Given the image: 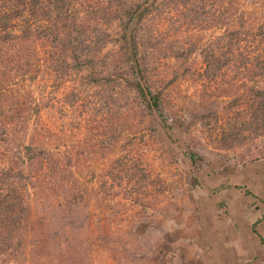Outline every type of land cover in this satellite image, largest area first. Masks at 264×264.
I'll return each mask as SVG.
<instances>
[{
  "label": "trees",
  "instance_id": "16d2710c",
  "mask_svg": "<svg viewBox=\"0 0 264 264\" xmlns=\"http://www.w3.org/2000/svg\"><path fill=\"white\" fill-rule=\"evenodd\" d=\"M193 55L204 94L249 84L247 121L264 135V0H0V259L131 255L134 223L124 233L110 222L128 196L136 215L155 211L141 198L155 177L136 136L177 142L172 85L195 71ZM205 113L208 99L194 114ZM186 153L198 169L203 157Z\"/></svg>",
  "mask_w": 264,
  "mask_h": 264
},
{
  "label": "rangeland",
  "instance_id": "374dc122",
  "mask_svg": "<svg viewBox=\"0 0 264 264\" xmlns=\"http://www.w3.org/2000/svg\"><path fill=\"white\" fill-rule=\"evenodd\" d=\"M95 19L102 21V16ZM112 29L116 31L118 25ZM112 47L116 48L109 42L104 51ZM190 58L195 71L178 73L172 85L178 112L171 120L177 142L166 146L161 135L152 139L136 136L135 147L145 153L146 165L155 177L141 198L155 211L148 213L138 207L136 215L129 204L131 198L123 200L119 208L126 212L110 223L124 233L134 223L135 236L122 238L132 244L126 246L131 255L124 254V247L96 251L92 264H227L224 250L227 245L231 251L238 248L235 239L239 236L249 252H243L240 259L234 250L235 260L231 254L230 264H264V242L248 231L255 219L261 220L257 229L264 237V135L253 119L247 121L244 108L249 84L241 91L240 84L232 81L226 96L221 94V85L204 94L201 85L205 83L198 76L200 58ZM168 65L176 70L178 62L170 60ZM207 99L215 113L195 117L197 106ZM249 123L255 128L250 129ZM187 145L203 157L198 169L188 159ZM94 161L100 162L98 158ZM98 173L95 166L93 181ZM113 206L109 201L105 207L112 210ZM217 257L221 263L216 262ZM7 263L0 259V264Z\"/></svg>",
  "mask_w": 264,
  "mask_h": 264
},
{
  "label": "crops",
  "instance_id": "0c3cea01",
  "mask_svg": "<svg viewBox=\"0 0 264 264\" xmlns=\"http://www.w3.org/2000/svg\"><path fill=\"white\" fill-rule=\"evenodd\" d=\"M261 222V220L258 221V219H255L249 226L248 231L253 232L254 234L257 235V237L259 238V240L261 242H264V237L263 235H261L257 229L259 223ZM246 230V229H245ZM237 242V246L238 248L232 247V251H231V246L227 245L226 249L224 250V254L223 257L225 256V258L227 259V264H230V259H231V254L235 260V253L234 250L236 251L237 255L239 256L240 259L243 258L242 253L245 252L248 254L249 252V246L244 242V240L239 236L235 239V243ZM229 244V243H228ZM223 250V249H222ZM221 250V251H222ZM222 260H220L218 257L216 258V262L217 263H221ZM223 264V263H221Z\"/></svg>",
  "mask_w": 264,
  "mask_h": 264
}]
</instances>
